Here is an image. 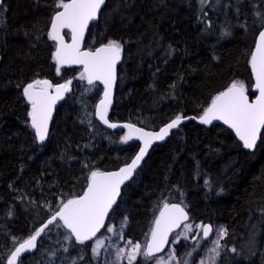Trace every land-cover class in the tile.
<instances>
[{
  "label": "trees",
  "instance_id": "trees-1",
  "mask_svg": "<svg viewBox=\"0 0 264 264\" xmlns=\"http://www.w3.org/2000/svg\"><path fill=\"white\" fill-rule=\"evenodd\" d=\"M56 5L4 0L0 7V264L63 202L83 193L92 171L115 170L140 147L124 141L125 130H106L96 119L99 83L82 79L81 67L60 66L57 73L49 35ZM263 27L264 0H107L85 46L122 45L109 119L158 129L177 115L200 116L234 81L253 98L250 60ZM45 78L71 81L73 90L40 145L22 89ZM165 202L189 211L186 224L225 226L218 264H264V130L249 152L220 124H180L151 148L96 237L124 221L125 238L143 251ZM186 224L156 257L174 247L182 260L194 248L192 237L174 242ZM92 242L76 241L57 220L16 264H102L92 256ZM156 257L139 255L133 264Z\"/></svg>",
  "mask_w": 264,
  "mask_h": 264
},
{
  "label": "snow or ice",
  "instance_id": "snow-or-ice-1",
  "mask_svg": "<svg viewBox=\"0 0 264 264\" xmlns=\"http://www.w3.org/2000/svg\"><path fill=\"white\" fill-rule=\"evenodd\" d=\"M103 4L104 0H68V2L57 0L56 7L62 10L56 11L52 17L49 35L52 40L57 41L54 56L57 73L60 72V66L78 64L84 68L81 73L82 79L86 78L89 84L93 81L103 82L104 99L100 101L98 115L101 121L108 124L107 111L111 104L112 86L116 79V64L121 59L122 45L118 41L112 40L94 51L82 50L81 47L89 22L97 18ZM66 28L71 30V43H66L61 34ZM250 63L255 74V87L259 90L256 99L249 102L245 84L234 81L225 91L215 96L211 105L199 119L205 124H211L213 120L224 121L235 130L244 147L253 149L261 130L264 129V31L259 33L258 43L255 46V51L251 54ZM70 84L71 81L53 85L49 80H34L23 87L22 95L31 105V111L28 113L31 117V127L35 129L40 141H44L47 136L53 107L64 93L70 90ZM182 119L184 117L177 115L158 133L144 132L143 129L136 128L131 124L125 125L129 129V133L124 136V141L131 140L133 136H139L144 141V147L140 149L139 154L132 159L130 164L117 172L92 171L87 191L63 202L48 224H52L59 218L63 221V225L71 230L76 241L80 243L95 237L100 228L104 226V220L116 202L120 186L132 176L151 142L163 140L169 130L177 127ZM110 127L116 128L117 125L111 124ZM187 219L188 215L183 207L179 204L165 202L159 216L154 221L150 241L146 243L143 251H141L142 246L139 243L132 246L128 255L129 264H133L138 255H142L145 259H152L168 244V237L173 229L178 228ZM46 227L47 225H44L34 235L20 243L19 247L11 254L8 264H16V260L22 252L35 248L37 238ZM197 227L202 228L204 238L209 237L213 231L210 224ZM190 229L191 225H185L186 231ZM220 235H227L226 229L221 228L217 233L218 237ZM102 243L97 239L95 241L96 248L93 251L100 248ZM219 243V238L213 241L214 246L210 249V253L219 255ZM117 255L119 256L120 252ZM187 255L190 256L191 253ZM174 259L173 250L169 253L167 261L156 257V264H173ZM209 260L214 264V258L211 255ZM200 264H205V262L202 260Z\"/></svg>",
  "mask_w": 264,
  "mask_h": 264
},
{
  "label": "water",
  "instance_id": "water-1",
  "mask_svg": "<svg viewBox=\"0 0 264 264\" xmlns=\"http://www.w3.org/2000/svg\"><path fill=\"white\" fill-rule=\"evenodd\" d=\"M106 2H107V0H104V4L101 6V9H100V11H99L98 14H97V18H96L95 20L89 22L88 28H87V30H86L85 33H84V38H83V42H82V46H81V47H82V50H88V49H89V48H85V41H86V37H87L88 31H89V28H90V26H91L92 24H95V23L98 22V20H99V16H100V13H101L102 9L104 8ZM2 3H3V0H0V6L2 5ZM61 10H62V9H59L58 11H61ZM54 15H55V14H54ZM54 15H53V16H54ZM261 31H264V27L260 30V32H261ZM50 32H51V24H50L49 33H50ZM260 32H259V33H260ZM66 33L69 34V39L67 38ZM61 34L64 36V39H65V42H66V43H71V30H70V29H67V28L64 29L63 32H62ZM258 39H259V34H258V36H257L255 46H256V44L258 43ZM53 41H54V40H53ZM54 42H55L56 45H57V41H54ZM103 45H104V44H103ZM103 45H100V46H98V47H96V48H99V47H101V46H103ZM96 48H94V49H90V50H93V51H94ZM55 51H56V49H55ZM254 51H255V47H254V49H253V52H254ZM253 52H252V53H253ZM250 61H251V60H250ZM120 62H121V59H120V60L117 62V64H116V70H115V71H116V79H115V82H114V84H113V86H112V92H111V104H110V106H109V108H108V111H107V120H108V122H109L108 124H105L103 121H101V120L99 119V115H98V110H99L100 101H101L102 99H104V85H103V82H102V81H93V82H97V83H99V84L102 86L101 97H100V99L97 101L96 106H95V116H96V119L99 121V123L101 124V126H102L103 128H105L106 130H109V131H115V130H121V129H123V130H125L126 133L128 134V133H129V129H128L127 127H125V125L131 124V125H134L136 128L143 129L144 132H149V133H158V132H160V130H161L162 128H164L167 124L171 123L175 118L172 119V120H170L169 122H167L166 124H164L163 126H161V127L158 128V129H149V128H146V127H143V126H140V125H137V124L131 123V122H113V121H111V120L109 119V112H110L111 108L113 107L114 99H115V91H116V85H117V80H118V67H119V65H120ZM63 67H66V68H77V67H81V68L83 69V71H84L83 66H82V65H78V64L63 65ZM250 67H251V63H250ZM251 72H252V77H253V81H254L253 91H254L256 94H255V96H254L253 98H250V96L246 93V95H247L248 98H249V102H253V101L256 99V97L259 95V90L255 87V74H254V72L252 71V68H251ZM43 80H49V81L52 82V80L49 79V78H45V79H43ZM31 83H32V82H31ZM64 83H66V82H61V83H57V84H64ZM52 84H53V82H52ZM57 84H54V85H57ZM72 90H73V86L70 84V90L67 91V92H65L64 95H63V97H62L60 100H58V101L56 102L55 106L53 107L52 116H51V119H50L49 124H48V133H47V136H46L45 140H44V141H40L39 138H38V135H37L36 132H35L36 137H37L38 142H39L40 145H44V144L46 143V141H47V139H48V136H49V133H50L51 124H52L53 119H54V117H55L56 110H57V108H58V107L64 102V100L66 99V97H67L68 95L71 94ZM224 91H225V90H224ZM25 99H26V97H25ZM28 103H29V102H28ZM29 104H30V103H29ZM210 105H211V104H210ZM210 105H209V106H210ZM30 106H31V105H30ZM209 106H208V107H209ZM203 113H204V112H203ZM203 113H202L200 116H196V115L182 116V117H184V119H182V121H181L180 124L185 123V122H188V121H190V120H195L196 122H198V123H200V124L208 125V126L215 125V124H220V125H222V126L228 128V129H230L231 132H232V133L235 135V137L237 138V140L243 145V142L239 139V137L237 136L235 130L232 129L229 125L225 124L224 121H222V120H213L211 124H205V123L201 122V120H200L199 118L203 115ZM111 124H116L117 127H116V128H112V127H110ZM180 124H179V125H180ZM179 125H178V126H179ZM30 126H31V117H30ZM178 126H177V127H178ZM177 127H175V128H177ZM31 128H32V127H31ZM175 128L170 129L169 132H168V134L164 137L163 140H153V141L151 142V144H150V146L148 147V149H147V151H146V153H145L143 159L140 161L139 165H138L137 168L134 170L132 176H131L128 180L124 181V183L120 186V192H119V195H118L117 198H116V202L113 204L112 208L109 210V212H108V214H107V216H106V218H105V220H104V226L100 228V230L96 233V236H97L101 231H103V230L106 228V225H107V223H108L109 216H110L112 210L114 209L115 205L117 204V202H118V200H119V198H120V196H121V192H122L123 187H124V186H125V185H126V184H127L132 178H133L135 172H136V171L142 166V164H143L144 161L146 160V158H147V156H148V154H149L151 148H152L156 143H164V142H166L167 139L170 137V135H171V133H172V130L175 129ZM32 129L35 131L34 128H32ZM263 130H264V129L261 130L260 136H259V138L257 139V142H256V146H255L253 149H248V148L244 147L247 151H249V152H253V151L256 149L258 143L260 142V139H261V135H262V133H263ZM132 139H133V140H136L137 142L140 143V147H139L137 153H136V154L134 155V157L132 158V159H134V158L136 157V155L139 154L140 149L144 147V141H143L142 139H140L139 136H133ZM132 159H131L129 162L123 164L122 166H120L119 168H117V169H115V170L101 171V172H117V171H119V169L125 167L127 164H130L131 161H132ZM89 182H90V180H89ZM87 186H88V185H87ZM85 191H87V187H86V189L83 191V193H84ZM83 193H81L80 195H82ZM80 195H79V196H80ZM170 204H179L181 207H183V208L185 209V211L187 212L188 219H187L186 221H183V222L181 223V225H180L178 228L173 229V231L170 233V235H169V237H168V244L165 245V247L161 250V252L156 253L154 257L159 256V255H162V254L166 251V249L168 248V246H169V244H170V241H171V238H172L173 234L176 233L177 231H179V230L182 228V226H183L184 224L188 223L189 220H190V213H189V211H188V210H187L182 204H180V203H178V202H173V203H170ZM54 214H55V212H54L52 215H50V216H49V217H48L43 223H41V225L38 227V229H40V228L43 227L44 225H47V227L44 229V232H42L41 235L37 238V241H36V247L33 248V249L26 250V251L22 252L21 255L17 258L16 263H17V262L19 261V259L22 258L24 255H26V254H30V253H33V252L37 249V246H38L39 240L41 239V237L43 236V234L45 233V231H46V230H47L52 224H54L57 220H58V221H61V222L63 223L62 220H60L59 218H57V220L54 221L52 224H48V221L52 219V216H53ZM158 216H159V215H158ZM209 224L212 226V229H213V231H212V233H210L209 237L204 238V237L202 236V228H201V238H202L203 241H208V240L213 236V233H214V224H213L212 222H210V221H207V222L203 223L202 225H209ZM153 227H154V226H153ZM38 229H37V230H38ZM67 229H68V228H67ZM68 230H69L70 233H71V230H70V229H68ZM34 234H35V233H34ZM34 234H33V235H34ZM73 236H74V235H73ZM96 236L93 237L91 240H94V239L96 238ZM74 237H75V236H74ZM150 239H151V237H150ZM150 239H149V241H150ZM91 240H88V241H91ZM149 241H148V242H149ZM19 245H20V244H19ZM19 245H18L17 247H19ZM17 247H16V248H17ZM16 248H15V249H16ZM15 249L13 250V252L15 251ZM13 252H12V253H13ZM12 253H11V254H12ZM11 254H10V256L8 257V259H7V261H6L5 264H8V260L11 258Z\"/></svg>",
  "mask_w": 264,
  "mask_h": 264
},
{
  "label": "rangeland",
  "instance_id": "rangeland-1",
  "mask_svg": "<svg viewBox=\"0 0 264 264\" xmlns=\"http://www.w3.org/2000/svg\"><path fill=\"white\" fill-rule=\"evenodd\" d=\"M186 225H191V229L186 231L184 226V228L178 234V237L175 242H178V239L192 237L190 241L194 242V248L189 251L191 255L189 256L186 254L183 259L180 260L175 253L174 247H171L169 249V252L165 256H162L160 258H162L164 261H167L169 259V253L174 250L175 259L173 260V264H185V261H187V264H200V261L202 260L205 262V264H212V262L209 260L210 255L214 258V264H218L222 250L221 242L225 235H220L218 237L217 233L221 228L225 229V226L221 223L214 224L213 236L208 241H203L201 235L199 238L197 235L198 233L201 234V228L197 226L202 225V223H198L196 225L189 223ZM125 229L126 222L120 221L118 224L111 225L108 228L106 235L96 237L93 240L91 247L93 258L101 260L102 264H129V252L131 251L132 246L139 242H132L129 239H126L124 235ZM196 237L197 239H195ZM217 238H219L220 241L218 256H216L214 253H210V249L214 246L213 241ZM97 239L101 240L103 243L100 248H98L96 251H93V249L96 248L95 241ZM118 252H120L119 256L117 255ZM138 258L139 255L137 256L136 260ZM151 264H156V260H154Z\"/></svg>",
  "mask_w": 264,
  "mask_h": 264
},
{
  "label": "flooded vegetation",
  "instance_id": "flooded-vegetation-1",
  "mask_svg": "<svg viewBox=\"0 0 264 264\" xmlns=\"http://www.w3.org/2000/svg\"><path fill=\"white\" fill-rule=\"evenodd\" d=\"M3 3H4V0H3ZM3 3H2V5H3ZM2 5H1V6H2ZM1 6H0V7H1ZM67 34H68V33H66V35H67ZM68 35H69V34H68ZM67 38L69 39L68 36H67ZM85 48H87V47L85 46ZM89 49H90V48H89ZM42 80H43V79H42ZM52 82H53V81H52ZM60 83H61V82H60ZM54 84H57V83H54V82H53V85H54ZM127 135H128V134H127Z\"/></svg>",
  "mask_w": 264,
  "mask_h": 264
}]
</instances>
